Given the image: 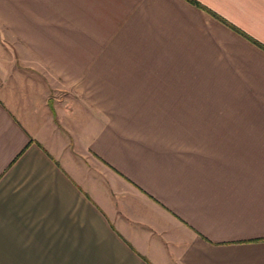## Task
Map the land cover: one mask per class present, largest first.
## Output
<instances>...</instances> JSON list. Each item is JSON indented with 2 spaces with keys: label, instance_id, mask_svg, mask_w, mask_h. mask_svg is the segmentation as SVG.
<instances>
[{
  "label": "crops",
  "instance_id": "crops-1",
  "mask_svg": "<svg viewBox=\"0 0 264 264\" xmlns=\"http://www.w3.org/2000/svg\"><path fill=\"white\" fill-rule=\"evenodd\" d=\"M194 1L0 0V264H264V0Z\"/></svg>",
  "mask_w": 264,
  "mask_h": 264
},
{
  "label": "rangeland",
  "instance_id": "rangeland-1",
  "mask_svg": "<svg viewBox=\"0 0 264 264\" xmlns=\"http://www.w3.org/2000/svg\"><path fill=\"white\" fill-rule=\"evenodd\" d=\"M173 125L175 127H177V124L159 123V141L162 142V145H163V142H164L163 148H165V147H167V148H169V147L173 148V147H176L177 145H180V146L186 148L188 146V144H189V141H191V140H189L187 138H176V137H171V135H166L165 136L163 133H162L163 134L162 137H160L161 136L160 135V130H162L163 128L171 129V127ZM167 151L170 152V150H167ZM168 154L171 157V154L170 153H168Z\"/></svg>",
  "mask_w": 264,
  "mask_h": 264
},
{
  "label": "trees",
  "instance_id": "trees-1",
  "mask_svg": "<svg viewBox=\"0 0 264 264\" xmlns=\"http://www.w3.org/2000/svg\"><path fill=\"white\" fill-rule=\"evenodd\" d=\"M185 1L188 2L189 4L195 6V7L200 8V6L194 0H185Z\"/></svg>",
  "mask_w": 264,
  "mask_h": 264
}]
</instances>
